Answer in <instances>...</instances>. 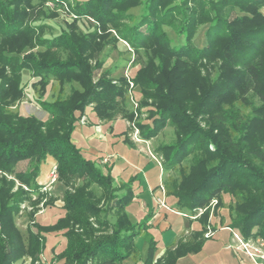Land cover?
Here are the masks:
<instances>
[{"label":"trees","instance_id":"1","mask_svg":"<svg viewBox=\"0 0 264 264\" xmlns=\"http://www.w3.org/2000/svg\"><path fill=\"white\" fill-rule=\"evenodd\" d=\"M29 1L0 0V66L14 65L10 74L0 68V171L10 172L17 161L32 160V170L16 174V178L37 190V168L47 156H51L55 160L57 179L65 188L62 197L64 213L50 225L31 223L26 229L25 241L14 223V215L26 192L18 188L10 193L14 182L3 178L0 183V264H13L24 254L39 253L44 247L43 234L50 232H61L65 237V247L59 255L64 257L65 264H121L124 259L137 254L134 239L150 218V213L139 222H131L125 211L134 196L131 186L127 183L115 185L110 169L104 173L94 162L84 158L72 135L80 115L90 104L94 105L93 111L101 120L111 119L122 111L119 100L124 98L125 81L119 78V85L115 86L105 77L93 81V67L99 66V60L94 66L88 60L89 57L95 58L105 44L100 43L101 38L96 32H91L88 37L61 32L54 41L51 38L45 43L44 52L30 50L26 55L35 36L32 27H20L25 14L23 6ZM80 2V14L91 15L101 22L129 20L132 15L129 10L140 5L137 0ZM171 2L147 0L146 11L138 20L122 28L116 26L121 38L133 47L154 40L160 53L167 58L166 73H147L148 68L139 66L131 74L143 97H150L158 106V110L149 108L150 118L137 125L145 139L152 138L153 134L149 132L161 128L163 111H166L165 119H169V124L174 127L177 140L168 148L169 154L162 152L165 149L161 150L164 155L162 168L171 170L181 161H191L188 168L179 170L178 176H168L161 184L165 194L174 198V205L193 212L215 198L218 199L217 209L223 205L219 201L220 194L231 193L233 202L228 206L231 230L239 231L237 233L243 239L257 235L264 239V147L253 144L244 149L241 146L243 137L235 140L220 130L226 124L232 125L236 118L221 110V94L210 95L208 91L203 100L198 98L196 102L194 91L185 90L182 95L187 100L181 106L179 79L184 74L178 73L180 66L188 63L183 61L185 55L193 52L195 55L191 59L197 60L212 57L217 50L227 70V74L217 80L218 87L224 89L223 94L240 95L244 103L264 100V15L260 11L264 0L197 1L191 8L184 3L171 5ZM159 6H162L160 10ZM163 24L178 32L185 43L170 46L171 40L161 30ZM201 24L207 25L205 42L195 47L193 37ZM37 39L43 42V38ZM150 65H155L153 60ZM22 70L30 71L39 79L40 95L48 75L54 76L60 89L71 82H76L80 89L72 86L65 96L59 94L53 102H40L51 114L45 122L33 115L23 117L5 111L7 97L10 96L13 102L23 96ZM206 101L209 102L208 108L201 106ZM201 112H204L209 130L201 129L196 122V116ZM241 119L244 121L240 122L242 128L248 130L251 122H246L244 117ZM48 201L52 202L50 197ZM110 214L113 220L109 219ZM207 218L208 209L200 216L201 233H196L192 242L176 245L174 250H168L163 258L153 263L155 246L150 241L144 264H174L178 257L198 251ZM92 219L95 223L91 222Z\"/></svg>","mask_w":264,"mask_h":264},{"label":"rangeland","instance_id":"2","mask_svg":"<svg viewBox=\"0 0 264 264\" xmlns=\"http://www.w3.org/2000/svg\"><path fill=\"white\" fill-rule=\"evenodd\" d=\"M80 1L84 0H30L25 3L23 6L25 10V14L23 15L24 19L20 27L28 26V28L32 27V29L35 30V36L31 39L32 42L34 41L33 46H31L25 54L27 55L30 50L31 52H44L46 49L45 43L51 40V38H54L52 39V41H54L61 32L75 33L76 36L81 35L83 37H88L91 32H96L98 38H101L99 39L100 43L105 44L95 58L92 59L89 57L88 60L92 66L95 65L96 60H99V66L93 67V81L95 82L98 78L105 77L115 86L119 85L118 79L123 78L125 81V93L124 98L119 100V106L122 108V111H118L111 119L104 118L101 120V118H98L95 115V111H93V104L85 108L84 112L79 117L78 127H81L82 124L90 123L89 125H91V128L89 131L95 135L90 138L91 140L85 145H90L98 149V154H81L84 158L94 162L102 172L106 173L107 170L110 169L115 185L127 183L131 186L133 194L140 189V197L147 201L151 200L150 191H153L155 192L153 198L157 197L165 201V197L159 189V184H162L168 176H178L179 170L188 168L189 162L191 163V161L190 159H186L189 161L179 162L175 169L163 170V153L166 152L169 154L170 150L168 148L177 140L175 129L169 124V119H165L166 111H163L164 118L163 121H161V128H154L155 132H149V134H153V137L149 138L150 142H145L149 139H145L144 136H142L137 123L148 120L151 116L149 108L153 107L157 109L158 106L154 105V101L150 97H143L139 85L134 83L131 74L133 70L138 69L139 66H145L146 69L148 68L149 72L147 71V73H161V71L162 73H166L168 67L165 60L167 58L160 53V47L156 45V41L152 40V42L135 48L130 45L127 40L122 39L120 33H118L116 29V26L122 28L132 25L134 23L133 21L138 20L141 14L146 11L145 3L147 0H137L140 5L129 10V14H132L129 20H119L115 22H101L97 21V19L91 15L80 14L79 10L82 8V3ZM197 1L207 2L208 0H172L170 4L179 5L184 3L188 8H191ZM161 8L162 6H159L158 10ZM161 11H163V9ZM260 11L264 15V7H261ZM206 26V24L199 25L193 37V44L195 47H200L204 44V29ZM161 30H163L171 40L170 46L178 47L185 43L184 38L177 35L178 32L176 33L171 30L168 25L163 24ZM38 37L43 38V42L40 41V43L37 39ZM113 40H116V42H113ZM216 52L212 53V57H202L197 60L191 59L195 55L193 52L183 57V61L185 60L188 63L187 65L181 64L183 66H180L178 70L179 75L181 73L184 74V76L181 75L182 78L179 79L181 80L179 81L181 89V94L179 96L181 98L180 105L184 100H187L186 96L182 95L185 90L187 92L194 91L196 102L199 101L198 98L203 100L208 91L210 95L221 94V110L231 113L232 118H236L232 125L226 124V126L220 128V130L230 134L235 140L238 137H243L244 144L241 146H243L244 149L251 147L253 144H259L264 147V100L254 99L253 103H244L241 101L240 95L236 97L233 94L224 95V89L218 87L217 80L220 79V76L227 74V70L224 69ZM64 53V55H66V52ZM151 60H153L155 65H150ZM13 66L14 65L4 64L1 65L0 68L4 69L3 71H5V74H10L9 72H11ZM46 80L47 84L43 94L40 95L41 89L40 83L38 82L39 79L33 77L30 71L22 70L20 85L23 90V96L18 101L13 102H11L12 98L10 96L7 97L4 110L16 112L23 117L33 115L39 121L45 122L51 117V114L43 109L40 102H53L56 97H59V94L61 96L67 95L72 86L76 89H80V86L76 84V82L66 83L60 89L58 81L52 75H48ZM187 85L188 87L185 88ZM188 100H190V98H188ZM208 104L209 102L206 101L202 103L201 106L208 108ZM254 106H256L258 112H256ZM187 113H189V111ZM203 115L204 112H201L196 116V122L201 129L209 130L210 127L204 120ZM242 117H244L246 122H251L250 128H248L249 131L246 128H242V124H240V122H244L241 119ZM213 133L215 132L213 131ZM73 140L76 142L74 138ZM209 147L211 150L214 149L212 144H210ZM161 150H163V153ZM105 157L108 158L106 162H104ZM48 158L52 159L51 157ZM33 164L34 162L32 160L23 159L17 161L10 172L0 171V183L3 178L7 182H14V186L10 193L15 192L18 188H22L26 192L24 200L20 202L19 209L14 215V223L25 241L27 238L26 229L31 223L37 222L41 225H50V223L53 224L56 218L62 216L64 213L62 208L64 187L61 181L57 179L56 164L50 165L48 171H46V178L43 180V177H40L42 173L39 171V167L43 164V168H47L49 164L46 160L40 163L37 168L38 173L35 176L37 190L30 187V185L20 183L16 178V174L31 171ZM52 171L56 176L53 181L49 178ZM77 182L79 183V180H77ZM38 197L40 200L36 202ZM49 197L52 202L48 201ZM220 197L219 201H222L221 203L225 205L229 214L228 206L233 202L232 194L221 193ZM217 200L218 199L213 198L208 205L201 210L205 212V210L208 209V213L209 211H217L218 208L215 209ZM167 203H169V200H167ZM197 209L198 208L195 210ZM145 215L146 214H142L141 211H138L136 216H131V220L134 221V223L139 222ZM109 219L113 220V215L110 214ZM93 221L92 219L91 222ZM235 232L239 233V231ZM43 236L44 247L42 251L35 255L24 254L13 264H48V262L51 264L52 262H54V264H65L64 257L59 256L66 243L62 233L50 232L43 234ZM248 238L254 240L261 239L262 237L257 235ZM145 239L146 238H143V236L135 239L134 244L137 248V255L124 259L122 264H144L149 246L151 245L149 241ZM262 240L264 241V239ZM228 243H231V241ZM227 248L228 249L224 251L227 254L234 255V257H236V253H241L240 251H235L231 245ZM242 258L245 259L243 255Z\"/></svg>","mask_w":264,"mask_h":264},{"label":"crops","instance_id":"3","mask_svg":"<svg viewBox=\"0 0 264 264\" xmlns=\"http://www.w3.org/2000/svg\"><path fill=\"white\" fill-rule=\"evenodd\" d=\"M89 124H82L81 127H78L77 124L72 135V140L73 138L76 140V142L74 140L73 142L79 147L81 153L96 155L98 154V149L90 145H85L91 140L90 138L95 135L89 131L91 128V125ZM145 142H150V139ZM48 157L51 156H47L45 159L49 164L47 168H43V164L41 165L42 167H39V171L42 173L40 177H43V180L46 178V171H48L50 165L55 164V160L52 157V159ZM159 189L165 197L164 202L166 207L158 204L157 199L160 198H153L155 193L153 191H150V202L141 198L140 189L139 191H135L132 201L125 206V211L131 222H133L131 216H136L138 211H141L142 214L146 215L150 213V218L147 219L144 227L140 230V233H138L139 235H137L135 239L143 236V238H146L149 243L150 241H153L155 247L153 259L151 260L152 263L155 262V260L163 258L168 250H174L176 245L186 241H189V243L190 241L192 242L194 235L196 233H201L202 225L200 222V216L204 212L201 210L204 207L193 210V212L178 208L174 205V198L167 196L164 190L160 187ZM167 200H169V203H167ZM230 222L231 219L224 204L215 212L209 211L206 228L203 230L200 237L202 239L201 248L196 252H190L178 257L174 264H254L249 258L245 257L242 252L236 253V257H234V255L227 254L224 251L225 249H228L227 247L229 245H236V241L232 234V231L234 230H231ZM207 232L209 234L208 236H205ZM230 241L231 243H228ZM242 255L245 259L242 258ZM235 258L238 261H236Z\"/></svg>","mask_w":264,"mask_h":264},{"label":"built area","instance_id":"4","mask_svg":"<svg viewBox=\"0 0 264 264\" xmlns=\"http://www.w3.org/2000/svg\"><path fill=\"white\" fill-rule=\"evenodd\" d=\"M108 158H104V162H106ZM55 174L52 171L50 173L49 178L53 181L55 180ZM160 188L163 190L162 185ZM158 204L163 207H166L165 202L163 199H157ZM208 232L205 236H208ZM233 237L236 241V245L231 246L234 248L235 251L242 252L245 257L249 258L254 264H263L264 263V241L262 239H243L237 232L232 231ZM48 264H51L48 262ZM54 264V262H52Z\"/></svg>","mask_w":264,"mask_h":264}]
</instances>
